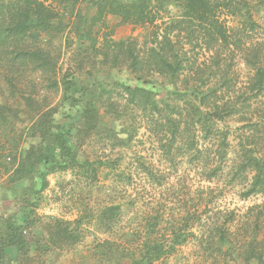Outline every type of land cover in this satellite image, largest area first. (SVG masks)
<instances>
[{
    "label": "trees",
    "instance_id": "1",
    "mask_svg": "<svg viewBox=\"0 0 264 264\" xmlns=\"http://www.w3.org/2000/svg\"><path fill=\"white\" fill-rule=\"evenodd\" d=\"M80 1L87 9L94 10L93 16L85 22V31L77 30L78 38L91 43L84 49L94 48L90 37L92 29L110 15L120 18L122 24L151 29L154 45L143 52L139 51L136 42L114 43L111 48L114 56L124 58L125 70L132 68L133 81L140 84L134 87L122 83L116 85L127 99L125 106H136L159 122L160 131L165 135L163 137L168 134L162 144V151L166 155L178 143L181 145L178 151L192 156L194 161H200L201 177L210 181L221 173L222 166L218 160L227 157L229 148L228 137L231 132L221 130L219 123L241 115L242 121H246L256 133L264 129L261 126V129L255 130L257 124L248 120L245 112L251 105L250 100L264 92V51L260 48L249 49L243 42V33L248 37L259 29V24L250 11L242 8L240 0H0V53L3 54L6 67L13 69L20 66L30 73L47 77L51 82L57 57L45 48V42H40L42 47H33L32 43L40 37L48 40L53 37L51 33L57 31L54 22L58 14L52 4L59 3L73 10ZM170 7L179 9V15L172 18ZM199 44L200 49L205 47L204 50L211 54H207V58L204 54L200 63H197L188 53ZM225 51L230 56L225 57ZM237 51L243 54L241 59L253 75L246 83L247 91L240 95L241 99L232 101L227 97L231 91L234 92L229 76L233 71L229 67ZM209 64L210 67H207ZM205 67L207 72L204 71ZM11 82L7 80V83ZM72 82L73 73L66 72L61 82L65 100L73 88ZM84 90L88 98L78 110L79 120L73 126L72 134L54 119L56 107L45 109L30 94L20 96L25 108L35 117L26 128L27 134L22 133L24 139L29 138V141L19 154L11 157L9 163H6L7 156L1 153L0 167L10 174L8 176L13 184L32 185L20 199L18 218L0 217V264L16 263L9 257L8 250H15L18 255H26L29 251L26 235L39 222L37 202L46 188V174L40 171L41 168L48 167L47 174L56 169H76L95 177L100 163L106 169L119 163L113 161L115 165L111 164V160L105 157L103 164L99 158L92 160L86 157L85 145L100 141L107 150L113 145L124 148L131 146V136L120 137L123 132L110 129L100 117L102 113L115 122L124 117L116 106L117 100L112 97L113 90ZM162 90L169 100L157 98ZM248 93L253 95L250 99L245 97ZM120 110L125 113L123 108ZM16 118L18 110L0 104V130H7L10 134ZM247 143L241 146V161L229 176L231 180L245 179L247 175L243 173L250 170L253 173L251 181L242 197L264 196V152L260 154L253 144L249 146ZM84 154L85 158H81ZM142 168L147 178L158 180L150 168L145 165ZM37 181L40 183L39 189L33 187ZM258 208V205L251 207L247 214L252 216L241 220L242 223L238 221L239 229L249 231L245 239L235 237V232L229 229L225 218L207 234H202L212 249H226L227 252L221 257L223 263L228 259L234 263L264 264V207L254 216L252 214ZM99 212L107 229L116 220L115 217H119L120 208L109 206ZM162 217V212L144 217L143 228H146L147 235L138 248L129 247L124 240H120V244L104 241L98 245L100 259L107 264H122L123 261L125 264L158 263L171 256L176 245H184L190 241L189 238L195 237L190 231V216L181 220L179 227L173 223L177 227L172 229L169 238L165 237L166 234H155L163 221ZM230 220L234 221L235 216H230ZM78 223L79 220L56 222L49 226L53 242L62 246L78 244L81 239V232L76 228ZM259 230L260 235L256 234Z\"/></svg>",
    "mask_w": 264,
    "mask_h": 264
},
{
    "label": "rangeland",
    "instance_id": "2",
    "mask_svg": "<svg viewBox=\"0 0 264 264\" xmlns=\"http://www.w3.org/2000/svg\"><path fill=\"white\" fill-rule=\"evenodd\" d=\"M240 1L242 8L250 11L255 22L259 24V29L248 37L243 33V42L249 49L260 48L264 51V0ZM52 6L58 14L54 22L57 31L52 32L53 37L48 40L40 37L32 43L33 47H42L40 42H45V48L57 57L51 82L47 77L30 73L20 66L13 69L6 67L3 54L0 53V104L18 110L13 131L8 134L7 130L5 133L0 130V154H5L6 163H9L11 157L19 154L29 141V138L24 139L23 134H27L26 128L35 117L25 108V103L20 97L22 94H30L45 109L56 107L57 115L54 119L60 127L72 134L73 126L79 120L78 110L88 98L84 88L93 92H96L97 88L113 90L112 97L117 100L116 106L124 117L117 122L102 113L100 117L110 129L122 131L120 137L131 136V146L124 148L113 145L107 150L100 141L85 145L86 157L92 160L99 158V162L101 159L103 164L105 157L111 160V164L115 165L113 161L119 163L109 169L102 167L100 163L95 177L91 173L82 174L76 169H56L47 174L48 167L41 168L40 171L46 174V188L37 202L36 214L39 222L31 227L26 235L29 251L26 255H18L15 250H8L9 257L16 260L15 264H107L98 255V245L104 241L120 244V240H124L123 242H128L126 243L129 247H140L147 235L146 228H143L144 217L162 212L163 221L155 234H166L165 237L169 238L172 229L177 227L173 223L179 227L181 220L190 216V231L195 237L189 238L190 241L184 245H176L171 256L153 264H242L228 259L223 263L221 257L227 252L226 249H212L210 242H205L202 234H207L225 218L229 229L235 232V237L245 239L249 231L239 229L238 221L252 216L247 214L251 207L260 206L253 210V216L264 207L262 195L242 197L251 181L253 173L250 170L243 173L244 176L247 175L245 179L231 180L229 176L241 161L240 148L244 142L248 145V141L249 146L253 144V148L260 154L264 152V129H261V126L264 128V92L255 98L252 97L251 105L245 111L248 114L247 119L254 125L257 124L255 130L261 129L258 133L247 125L246 121H242L241 115L219 123L221 130L231 132L228 137L227 157L218 160L222 166L221 173L216 178L205 181L201 177L200 161H194L192 156L183 155L178 151L177 148L181 150V145H173L167 155L162 151V144L168 134L163 137L159 122L144 113V110L133 105L125 106L127 99L116 86L121 83L131 87L140 84L137 85L133 81L132 68L125 70L124 58L114 56L111 47L114 43L136 42L139 51L143 52L154 45L151 29L122 24L120 18L107 16L93 27L90 37L93 39L94 48L88 50L84 48L89 47L91 43L78 38L77 30L85 31V22L93 16L94 10L87 9L81 1L73 10L62 7L59 3ZM169 11L172 18L180 13L176 7H170ZM204 48L200 49L199 44L193 47L188 55L198 63L204 54L206 58L211 54ZM223 53L225 57L229 54L228 51ZM232 57L229 69L233 73L229 76L234 92L231 91L227 97L238 101L241 99L240 95L247 91L246 83L253 72L242 61V53L234 52ZM207 67H210V64ZM207 67L204 68L205 72L208 71ZM66 72L73 73V88L68 93L67 100L63 98L61 85ZM7 80L12 82L9 84ZM157 96L159 99L165 98L166 92L162 90ZM251 96L253 95L248 93L245 97L250 99ZM179 104L181 105L180 102ZM122 108L125 113L120 110ZM85 154L81 158H85ZM143 165L150 168L158 176V180L147 178L142 173ZM8 175L10 174L0 167V217L18 218L20 199L29 192L28 187L32 184H13ZM33 187L39 189V181ZM109 206H119L120 213L112 225L105 229L99 210ZM230 216H235V220L229 221ZM76 220H79L76 228L81 232L80 242L74 246L55 244L53 235L50 236L48 231L49 226L56 222ZM256 234L260 235L261 231H256Z\"/></svg>",
    "mask_w": 264,
    "mask_h": 264
}]
</instances>
